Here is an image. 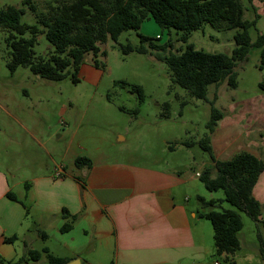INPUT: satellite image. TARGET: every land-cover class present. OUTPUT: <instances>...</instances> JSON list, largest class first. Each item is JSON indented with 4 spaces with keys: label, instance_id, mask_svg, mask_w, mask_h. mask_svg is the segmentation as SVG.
<instances>
[{
    "label": "rangeland",
    "instance_id": "obj_1",
    "mask_svg": "<svg viewBox=\"0 0 264 264\" xmlns=\"http://www.w3.org/2000/svg\"><path fill=\"white\" fill-rule=\"evenodd\" d=\"M33 1L38 12H46L49 4L55 2ZM242 3L245 19L258 15L255 26L249 28L250 38L254 41L259 33H264V0H242ZM6 5L25 8L21 21L35 24L40 30L33 46L35 57L49 56L52 46L41 31L37 14L22 4V0H0V8ZM235 32V28L217 29L203 23L199 29L190 32L187 41L196 49L229 53L234 46ZM138 33L152 38L155 43L163 44L170 39L172 47L167 50L185 46L178 40L180 31L162 29L152 18H146L137 30H124L117 40L107 37L106 41L98 43L100 51H104L97 55L99 66L95 67L90 56L86 57L92 64L91 76L86 72L80 74L78 70L73 80L72 72L68 71L62 79L53 81L39 77L26 66H18L15 70L8 68L11 57L7 40L9 30L1 28L0 167L9 166L15 178L26 181L38 168L52 167L55 163L72 169V157L75 156L95 160L121 159L153 166L167 157L168 152L162 151L164 137H169L170 145H177L182 140L194 141L187 147L177 145L178 149L170 159L185 161L194 157V165L199 166L210 160V154L202 150L197 141L207 132L212 100L213 106L235 126V138H239L237 144L242 140L245 128L252 124L254 128L257 121L254 105L259 106V100H264V89L260 86L264 83V66L259 67V47L251 46L246 58L235 63L236 87H230L225 79L208 85L206 99H199L173 83L170 69L154 54L122 52L121 45L140 43ZM29 35V32L24 33L25 37ZM119 80L126 84L117 83ZM132 84L141 86L142 99L131 89ZM165 103L167 107H164ZM246 108L247 115L241 111ZM165 113L168 116H164ZM250 120H254L253 123H249ZM119 136L123 138L119 139ZM69 140V150L65 154ZM263 151L264 142L259 156ZM196 180L201 186L198 194L208 199L223 198L221 189L208 191L199 179ZM193 192V209H206L197 200L196 188ZM215 208L235 209L241 216L240 247L231 255L235 264H264L261 255L264 227L261 223L225 200ZM196 222L194 231L199 232L204 246L200 253L201 264H224V258L215 250L210 220L199 216ZM45 262L41 258L35 264Z\"/></svg>",
    "mask_w": 264,
    "mask_h": 264
},
{
    "label": "crops",
    "instance_id": "obj_2",
    "mask_svg": "<svg viewBox=\"0 0 264 264\" xmlns=\"http://www.w3.org/2000/svg\"><path fill=\"white\" fill-rule=\"evenodd\" d=\"M87 62L81 64L79 73L91 76L92 64ZM259 101L261 105H254L256 124L244 129L238 144L235 126L221 115L210 134L215 159H228L241 150L259 156L264 142V100ZM241 111L248 114L247 108ZM168 139L162 138L167 157L153 166L91 158L77 166L75 156L72 169L55 163L38 168L26 181L15 178L9 166H1L0 260L15 261L37 250L38 259L23 264H35L41 258L48 264L47 253L68 261L79 258L80 264H201L204 246L194 231L199 215L191 196L195 188L200 195L196 179L212 161L199 166L194 165V157L172 161L170 155L177 145H185L184 140L170 145ZM263 156L264 151L259 157ZM55 166L61 167L60 175L55 174ZM252 193L264 218V169ZM71 216V228L60 230Z\"/></svg>",
    "mask_w": 264,
    "mask_h": 264
},
{
    "label": "trees",
    "instance_id": "obj_3",
    "mask_svg": "<svg viewBox=\"0 0 264 264\" xmlns=\"http://www.w3.org/2000/svg\"><path fill=\"white\" fill-rule=\"evenodd\" d=\"M22 4L37 14L41 31L52 46V51L45 58L35 57L33 46L37 40L36 34L40 31L38 26L21 21L24 7L6 5L0 8V29L9 30L7 40L11 57L7 66L10 70L18 66L29 67L41 78L57 81L71 71L75 80L76 73L88 56L98 67L97 55L104 53L100 51L98 43L106 41L107 37L117 40L124 30H137L146 18H152L162 29L180 31L178 40L185 43L184 48L167 50L172 47L170 39L163 44L155 43L152 38L138 33L140 43L123 44L120 46L122 52L154 54L170 69L171 81L185 88L195 98L206 99L208 85L218 84L225 79L230 87H236L233 67L238 60L246 58L251 46L260 48L259 67L264 66V33H259L254 41L251 40L249 28L255 26L258 15L250 20L245 19L242 0H55L49 4L46 12H38L33 0H22ZM203 23H209L217 29H236L234 46L229 53L196 49L187 41L190 32L199 29ZM25 32L30 35L25 37ZM116 82L126 84L124 80ZM260 86L264 89V83H260ZM131 89L140 99L143 98L140 85L132 84ZM213 102L206 123L207 132L197 141L201 149L210 154L212 164L204 168L198 177L208 191L221 189L223 198L206 199L197 195L199 204L206 208L198 211V215L210 220L215 250L224 258V264H235L231 255L240 247L239 231L243 226L241 216L235 209L215 207L225 200L264 227L261 204L252 193L264 169V156L241 150L228 159H215L210 134L222 113L213 106ZM164 107H167L166 103ZM164 116H168V113ZM181 143L190 146L193 141L184 140ZM87 161L85 156L74 159L77 166ZM7 195L15 198L10 192ZM63 216L68 217L66 212ZM73 217L66 220L60 230L70 229ZM44 251L47 252L46 249ZM261 255L264 258L263 248ZM39 256V251L29 250L27 255L15 261L0 260V264H23L37 260ZM68 260L47 253L48 264H65Z\"/></svg>",
    "mask_w": 264,
    "mask_h": 264
},
{
    "label": "water",
    "instance_id": "obj_4",
    "mask_svg": "<svg viewBox=\"0 0 264 264\" xmlns=\"http://www.w3.org/2000/svg\"><path fill=\"white\" fill-rule=\"evenodd\" d=\"M65 264H80V259L79 258H74V259L66 262Z\"/></svg>",
    "mask_w": 264,
    "mask_h": 264
},
{
    "label": "built area",
    "instance_id": "obj_5",
    "mask_svg": "<svg viewBox=\"0 0 264 264\" xmlns=\"http://www.w3.org/2000/svg\"><path fill=\"white\" fill-rule=\"evenodd\" d=\"M61 172H62L61 167H57V168H56V171H55V174H56V175H60ZM214 264H218V263L215 262Z\"/></svg>",
    "mask_w": 264,
    "mask_h": 264
}]
</instances>
